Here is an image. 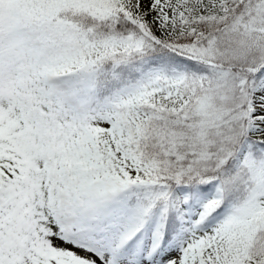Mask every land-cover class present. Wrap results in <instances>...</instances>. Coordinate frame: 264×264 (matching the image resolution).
I'll use <instances>...</instances> for the list:
<instances>
[{
	"label": "snow or ice",
	"instance_id": "snow-or-ice-1",
	"mask_svg": "<svg viewBox=\"0 0 264 264\" xmlns=\"http://www.w3.org/2000/svg\"><path fill=\"white\" fill-rule=\"evenodd\" d=\"M0 264H264V0H0Z\"/></svg>",
	"mask_w": 264,
	"mask_h": 264
}]
</instances>
